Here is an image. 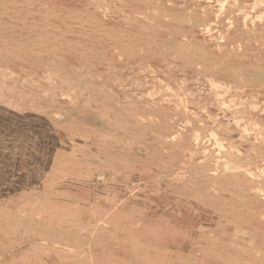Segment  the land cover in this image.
<instances>
[{"label": "rangeland", "instance_id": "1", "mask_svg": "<svg viewBox=\"0 0 264 264\" xmlns=\"http://www.w3.org/2000/svg\"><path fill=\"white\" fill-rule=\"evenodd\" d=\"M4 1L0 0V263L264 264V0Z\"/></svg>", "mask_w": 264, "mask_h": 264}, {"label": "bare ground", "instance_id": "2", "mask_svg": "<svg viewBox=\"0 0 264 264\" xmlns=\"http://www.w3.org/2000/svg\"><path fill=\"white\" fill-rule=\"evenodd\" d=\"M14 1V0H13ZM13 1H11L12 3H13ZM19 0H17V2H18ZM70 1V0H69ZM127 1V0H126ZM158 1V0H157ZM229 1V0H228ZM231 1V0H230ZM4 2H6V0L4 1ZM29 2H31V1H29ZM37 2V1H36ZM42 2V1H41ZM87 2V1H86ZM92 2V1H91ZM138 2V1H137ZM172 2V1H171ZM186 2V1H185ZM190 2V1H189ZM198 2V1H197ZM200 2V1H199ZM32 3V2H31ZM35 3V2H34ZM94 3V2H93ZM98 3V2H97ZM138 3H140V2H138ZM143 3V2H142ZM146 3V2H145ZM230 3H232V2H230ZM234 3V2H233ZM6 4H7V2H6ZM10 4V3H9ZM44 4V3H43ZM49 4H51V3H49ZM84 4V3H83ZM125 4V3H124ZM132 4V3H131ZM131 4H129L130 6H131ZM19 5V4H18ZM54 5H55V3H54ZM61 5V4H60ZM64 5V4H63ZM95 6H96V4H94ZM128 5V6H129ZM171 5V4H170ZM187 5V4H186ZM194 5V4H193ZM16 6V5H15ZM40 6V5H39ZM44 6V5H43ZM53 6V5H52ZM55 6H58V5H55ZM87 6V5H86ZM91 6V5H90ZM138 6V5H137ZM144 6V5H143ZM200 6V5H199ZM11 7V6H10ZM23 7H26L25 5L23 6ZM60 7H65V6H60ZM75 7V6H74ZM79 7V6H78ZM121 7V6H120ZM125 7V6H124ZM145 7V6H144ZM182 7V6H181ZM180 7V8H181ZM195 7V6H194ZM210 7H211V5H210ZM39 8V7H38ZM45 8H48V7H45ZM57 8V7H56ZM59 8V7H58ZM72 8V7H71ZM93 8H95V7H93ZM96 8H98V7H96ZM140 8V7H139ZM179 8V7H178ZM183 8H185V7H183ZM212 8V7H211ZM218 8V7H217ZM227 8V7H226ZM15 9V8H14ZM18 9V8H17ZM43 9V8H42ZM73 9V8H72ZM81 9V8H80ZM92 9V8H91ZM141 9V8H140ZM199 9H200V7H199ZM250 9V8H249ZM8 10V9H7ZM23 10V9H22ZM28 10V9H27ZM45 10V9H44ZM48 10V9H47ZM66 10V9H65ZM85 10H87V9H85ZM158 10V9H157ZM201 10V9H200ZM199 10V11H200ZM15 11V10H14ZM13 11V12H14ZM29 11H31V10H29ZM40 11V10H39ZM64 11V10H63ZM71 11V10H70ZM75 11V10H74ZM80 10H78V12H79ZM123 11H125V10H123ZM138 11V10H137ZM214 11H215V9H214ZM217 11V10H216ZM246 11V10H245ZM249 11V10H248ZM16 12V11H15ZM20 12V11H19ZM26 12V11H25ZM41 12V11H40ZM65 12V11H64ZM82 12V11H81ZM104 12V11H103ZM157 12H159V11H157ZM207 12V11H206ZM212 12V11H211ZM226 12V11H225ZM229 12V11H228ZM238 12V11H237ZM259 12V11H258ZM2 13V12H1ZM38 13V12H37ZM58 13V12H57ZM96 13V12H95ZM133 13V12H132ZM202 13H203V11H202ZM231 13V12H230ZM234 13V12H233ZM8 14H10V12L8 13ZM23 14V13H22ZM32 14V13H31ZM87 14V13H86ZM206 14V13H205ZM215 14V13H214ZM222 14V13H221ZM225 14V13H224ZM223 14V15H224ZM38 15V14H37ZM70 15V14H69ZM77 15H79V13L77 14ZM88 15V14H87ZM101 15H103V14H101ZM226 15V14H225ZM237 15V14H236ZM9 16V15H8ZM47 16V15H46ZM48 16H49V14H48ZM53 16V15H52ZM64 16H66V15H64ZM106 16V15H105ZM123 16V15H122ZM12 17V16H11ZM45 17V16H44ZM43 17V18H44ZM62 17V16H61ZM71 17V16H70ZM90 17V16H89ZM107 17V16H106ZM109 17V16H108ZM129 17H130V15H129ZM155 17H156V15H155ZM174 17V16H173ZM241 17V16H240ZM7 18V17H6ZM12 18H14V17H12ZM18 18V17H17ZM16 18V19H17ZM22 18V17H21ZM25 18V17H24ZM59 18V17H58ZM83 18H84V16H83ZM103 18V17H102ZM134 18H135V16H134ZM168 18V17H167ZM171 18H172V16H171ZM225 18V17H224ZM239 18V17H238ZM3 19V18H2ZM38 19H40V18H38ZM37 19V20H38ZM68 19V18H67ZM71 19V18H70ZM91 19V18H90ZM96 19V18H95ZM104 19V18H103ZM110 19V18H109ZM170 19V18H169ZM177 19V18H176ZM211 19V18H210ZM233 19V18H232ZM240 19V18H239ZM6 20V19H5ZM23 20V19H22ZM34 20V19H33ZM99 20V19H98ZM123 20V19H122ZM125 20V19H124ZM130 20V19H129ZM132 20V19H131ZM137 20H138V18H137ZM159 20V19H158ZM178 20V19H177ZM213 20V19H212ZM227 20V19H226ZM235 20V19H234ZM8 21V20H7ZM17 21V20H16ZM24 21V20H23ZM71 21V20H70ZM109 21V20H108ZM107 21V22H108ZM112 21V20H111ZM136 21V20H135ZM161 21V20H160ZM237 21V20H236ZM240 21V20H239ZM243 21V20H242ZM2 22V21H1ZM22 22V21H21ZM52 22V21H51ZM138 22V21H137ZM146 22V21H145ZM176 22H178V21H176ZM190 22V21H189ZM259 22V21H258ZM23 23V22H22ZM82 23V22H81ZM99 23V22H98ZM124 23V22H123ZM129 23H131L130 21H129ZM144 23V22H143ZM168 23V22H167ZM216 23V22H215ZM227 23V22H226ZM244 23V22H243ZM16 24V23H15ZM18 24V23H17ZM26 24H28V23H26ZM34 24H35V22H34ZM94 24V23H93ZM125 24H127V23H125ZM134 24V23H133ZM146 24V23H145ZM166 24V23H165ZM177 24V23H176ZM202 24V23H201ZM218 24H220V23H218ZM233 24H234V22H233ZM236 24V23H235ZM23 25H25V24H23ZM33 25V24H32ZM47 25V24H46ZM50 25V24H49ZM68 25V24H67ZM80 25H82V24H80ZM120 25V24H119ZM167 25H170L169 23L167 24ZM181 25V24H180ZM198 25H200V24H198ZM207 25H208V23H207ZM4 26V25H3ZM26 26V25H25ZM93 26V25H92ZM104 26V25H103ZM114 27H116V25H113ZM193 26V25H192ZM212 26V25H211ZM228 26V25H227ZM226 26V27H227ZM243 26V25H242ZM7 27V26H6ZM13 27V26H12ZM19 27V26H18ZM23 27V26H22ZM28 27V26H27ZM60 27V26H59ZM71 27V26H70ZM79 27H81V26H79ZM107 27V26H106ZM121 27V26H120ZM123 27V26H122ZM129 27H131L130 25H129ZM151 27V26H150ZM198 27V26H197ZM240 27V26H239ZM252 28H253V26H251ZM24 28V27H23ZM29 28V27H28ZM51 27H49V29H50ZM66 28V27H65ZM96 28V27H95ZM95 28H93V29H95ZM119 28V27H118ZM134 28V27H133ZM153 28V27H152ZM166 28V27H165ZM181 28V27H180ZM212 28V27H211ZM216 28V27H215ZM19 29V28H18ZM68 29V28H67ZM90 29H91V27H90ZM146 29V28H145ZM155 29V28H154ZM171 29V28H170ZM182 29V28H181ZM191 29V28H190ZM189 29V30H190ZM200 29V28H199ZM239 29V28H238ZM243 29V28H242ZM23 30V29H22ZM27 30V29H26ZM56 30H58V29H56ZM66 30V29H65ZM77 30V29H76ZM114 30V29H113ZM125 30V29H124ZM134 30V29H133ZM137 30V29H136ZM173 30V29H172ZM183 30V29H182ZM9 31V30H8ZM31 31V30H30ZM63 31V30H62ZM102 31V30H101ZM128 31V30H127ZM185 31V30H184ZM188 31V30H187ZM224 31V30H223ZM232 31V30H231ZM67 32V31H66ZM90 32V31H89ZM125 32V31H124ZM132 32V31H131ZM134 32V31H133ZM139 32V31H138ZM141 32V31H140ZM147 32V31H146ZM229 32H230V30H229ZM246 32V31H245ZM253 32H255V31H253ZM11 33V32H10ZM14 33V32H13ZM16 33V32H15ZM19 33V32H18ZM18 33L16 34V35H18ZM34 33V32H33ZM36 33H37V31H36ZM64 33V32H63ZM91 33V32H90ZM96 33V32H95ZM102 33V32H101ZM120 33V32H119ZM155 33H157V32H155ZM161 33V32H160ZM209 33V32H208ZM213 33V32H212ZM225 33V32H224ZM22 34V33H21ZM45 34V33H44ZM57 34V33H56ZM81 34V33H80ZM79 34V35H80ZM109 34V33H108ZM138 34V33H137ZM185 34V33H184ZM187 34V33H186ZM185 34V35H186ZM196 34V33H195ZM194 34V35H195ZM232 34V33H231ZM1 35V34H0ZM69 35H71V34H69ZM103 35V34H102ZM120 35V34H119ZM134 35V34H133ZM157 35V34H156ZM175 35H177V34H175ZM239 34H237V36H238ZM4 36V35H3ZM31 36V35H30ZM34 36V35H33ZM41 36V35H40ZM47 36V35H46ZM107 36V35H106ZM121 36V35H120ZM142 36V35H141ZM140 36V37H141ZM147 36V35H146ZM160 36V35H159ZM171 36V35H170ZM169 36V37H170ZM192 36V35H191ZM220 36V35H219ZM225 36H227V35H225ZM224 36V37H225ZM230 36V35H229ZM236 36V37H237ZM245 36V35H244ZM259 36V35H258ZM261 36V35H260ZM32 37V36H31ZM49 37V36H48ZM112 37H114V36H111V38ZM117 37V36H116ZM155 37V36H154ZM178 37V36H177ZM184 37V36H183ZM209 37V36H208ZM235 37V38H236ZM4 38V37H3ZM9 38H10V36H9ZM30 38V37H29ZM87 38V37H86ZM98 38V37H97ZM100 38V37H99ZM108 38V37H107ZM110 38V39H111ZM131 38H132V36H131ZM134 38V37H133ZM185 38V37H184ZM199 38V37H198ZM218 38V37H217ZM230 38V37H229ZM50 40H51V38H49ZM54 39V38H53ZM71 39V38H70ZM69 39V40H70ZM119 39V38H118ZM138 39V38H137ZM141 39V38H140ZM182 39V38H181ZM223 39V38H222ZM242 39V38H241ZM240 39V40H241ZM12 40H13V38H12ZM15 41H18V40H16V38L14 39ZM28 40V39H27ZM91 40V39H90ZM102 40V39H101ZM113 40V39H112ZM145 40V39H144ZM158 40H161V39H158ZM239 40V39H238ZM243 40V39H242ZM10 41V40H9ZM20 41V40H19ZM55 41H57V40H55ZM119 41H121L120 39H119ZM126 41V40H125ZM133 41V40H132ZM131 41V42H132ZM153 41V40H152ZM188 41H190V40H188ZM192 41V40H191ZM234 41H235V39H234ZM244 41V40H243ZM249 41V40H248ZM254 41V40H253ZM1 42V41H0ZM5 42V41H4ZM30 42V41H29ZM35 42H36V40H35ZM58 42V41H57ZM63 42V41H62ZM66 42V41H65ZM89 42H91V41H89ZM100 42V41H99ZM130 42V43H131ZM193 42V41H192ZM198 42H201V41H198ZM227 42V41H226ZM231 42V41H230ZM229 42V43H230ZM236 42V41H235ZM245 42V41H244ZM255 42V41H254ZM257 42V41H256ZM260 42H261V40H260ZM263 42V41H262ZM39 43V42H38ZM50 43H51V41H50ZM109 43V42H108ZM129 43V44H130ZM142 43V42H141ZM166 43V42H165ZM213 43V42H212ZM216 43V42H215ZM10 44V43H9ZM20 44V43H19ZM27 44V43H26ZM40 44V43H39ZM43 44V43H42ZM45 44V43H44ZM43 44V45H44ZM52 44V43H51ZM97 44V43H96ZM105 44V43H104ZM113 44V43H112ZM112 44H111V46H112ZM120 44V43H119ZM132 44V43H131ZM145 44V43H144ZM184 44V43H183ZM200 44V43H199ZM204 44H205V42H204ZM208 44V43H207ZM222 44V43H221ZM231 44V43H230ZM248 44V43H247ZM246 44V45H247ZM5 45H7V44H5ZM16 45V44H15ZM21 45V44H20ZM55 45V44H54ZM75 45V44H74ZM99 45H101V44H98V46ZM245 45V44H244ZM245 45V46H246ZM2 46V45H1ZM28 46V45H27ZM40 46V45H39ZM42 46V45H41ZM60 46V45H59ZM68 46V45H67ZM86 46V45H85ZM90 46V45H89ZM115 46V45H114ZM212 46V45H211ZM210 46V47H211ZM224 46H227V45H224ZM57 47V46H56ZM55 47V48H56ZM73 47V46H72ZM118 47V46H117ZM116 47V48H117ZM122 47H123V45H122ZM140 47V46H139ZM228 47V46H227ZM242 47V46H241ZM33 48V47H32ZM35 48V47H34ZM53 48V47H52ZM59 48V47H58ZM62 48H65V47H63L62 46ZM84 48V47H83ZM106 48V47H105ZM150 48H151V46H150ZM214 48V47H213ZM217 48V47H216ZM248 48H249V46H248ZM251 48V47H250ZM252 48H254V47H252ZM6 49H8V48H6ZM15 49H17V48H15ZM57 49V48H56ZM59 49H61V47L59 48ZM87 49H89L88 47H87ZM97 49V48H96ZM131 49V48H130ZM134 49H136V48H134ZM209 50H211L210 48H208ZM244 49V48H243ZM11 50V49H10ZM49 50V49H48ZM48 50H46V51H48ZM63 50H66V49H63ZM103 50V49H102ZM114 50V49H113ZM118 50H121V49H118ZM117 50V51H118ZM203 50V49H202ZM7 51V50H6ZM35 51V50H34ZM61 51V50H60ZM59 51V52H60ZM74 51V50H73ZM88 51H90V50H88ZM110 51V50H109ZM133 51H135V50H133ZM215 51V50H214ZM250 51V50H249ZM261 51V50H260ZM264 51V50H263ZM17 52V51H16ZM25 52V51H24ZM53 52H56V51H53ZM62 52V51H61ZM65 52V51H64ZM63 52V53H64ZM96 52V51H95ZM106 52V51H105ZM112 52V51H111ZM110 52V53H111ZM185 52V51H184ZM8 53V52H7ZM23 53V52H22ZM32 53V52H31ZM41 53V52H40ZM39 53V54H40ZM44 53V52H43ZM52 53V52H51ZM69 53H70V51H69ZM143 53V52H142ZM151 53V52H150ZM183 53V52H182ZM214 53H216V51L215 52H213V54ZM224 53V52H223ZM230 53V52H229ZM236 53V52H235ZM242 53V52H241ZM241 53H240V56H241ZM257 53V52H256ZM1 54V53H0ZM17 54V53H16ZM28 54V53H27ZM34 54V53H33ZM32 54V55H33ZM101 54V53H100ZM171 54V53H170ZM221 54V53H220ZM237 54V53H236ZM247 54V53H246ZM263 54V53H262ZM12 55V54H11ZM26 55V54H25ZM30 55V54H29ZM28 55V56H29ZM35 55V54H34ZM36 55H38V54H36ZM54 55H55V53H54ZM60 55V54H59ZM103 55V54H102ZM109 55V54H108ZM112 55V54H111ZM156 55V54H155ZM217 55V54H216ZM254 55H256V54H254ZM259 55V54H258ZM257 55V56H258ZM4 56V55H3ZM48 56V55H47ZM101 56V55H100ZM113 56V55H112ZM118 56V55H117ZM127 56V55H126ZM138 56H140V55H138ZM151 56V55H150ZM228 56V55H227ZM39 57V56H38ZM54 57V56H53ZM99 57V56H98ZM106 57V56H105ZM109 57V56H108ZM164 57V56H163ZM165 57H167V56H165ZM216 57V56H215ZM232 57V56H231ZM238 57V56H237ZM260 57H262V56H260ZM20 58V57H19ZM18 58V59H19ZM30 58V57H29ZM55 58V57H54ZM96 58V57H95ZM99 58H102V57H99ZM119 58V57H118ZM131 58V57H130ZM170 58V57H169ZM2 59V58H1ZM24 58H22V60H23ZM56 59V58H55ZM60 59V58H59ZM111 59V58H110ZM122 59V58H121ZM143 59V58H142ZM146 59V58H145ZM159 59H160V57H159ZM174 59V58H173ZM187 59V58H186ZM222 59V58H221ZM220 59V60H221ZM45 60H47V59H45ZM52 60V59H51ZM50 60V61H51ZM98 60V59H97ZM102 60H104V59H102ZM119 60V59H118ZM176 60V59H175ZM190 60V59H189ZM228 60H230L231 61V59H229L228 58ZM233 60V59H232ZM253 60V59H252ZM19 61V60H18ZM30 61V60H29ZM28 61V62H29ZM32 61V60H31ZM53 61V60H52ZM52 61H51V64H52ZM58 61V60H57ZM69 61V60H68ZM96 61V60H95ZM99 61H101V60H99ZM140 61V60H139ZM159 61V60H158ZM168 61V60H167ZM254 61V60H253ZM24 62V61H23ZM54 62V61H53ZM59 62V61H58ZM61 62V61H60ZM67 62V61H66ZM74 62V61H73ZM72 62V63H73ZM118 62V61H117ZM147 62V61H146ZM173 62V61H172ZM191 62V61H190ZM238 62V61H237ZM252 62V61H251ZM1 63V62H0ZM36 63V62H35ZM42 63V62H41ZM43 63H45L44 61H43ZM68 63V62H67ZM86 63V62H85ZM92 63V62H91ZM112 63V62H111ZM137 63H139V62H137ZM143 63V62H142ZM151 63H152V61H151ZM161 63V62H160ZM184 63H186V62H184ZM183 63V64H184ZM213 63V62H212ZM256 63V62H255ZM23 64V63H22ZM25 64V63H24ZM57 64V63H56ZM79 64V63H78ZM156 64V63H155ZM175 64V63H174ZM182 64V65H183ZM195 64V63H194ZM193 64V65H194ZM248 64V63H247ZM264 64V63H263ZM42 65V64H41ZM130 65V64H129ZM141 65V64H140ZM169 65V64H168ZM179 65V64H178ZM5 66V65H4ZM19 66V65H18ZM68 66V65H67ZM72 66V65H71ZM73 66H74V64H73ZM135 66V65H134ZM145 67H146V65H144ZM157 66H159L158 64H157ZM170 66V65H169ZM184 66H185V64H184ZM20 67V66H19ZM30 67V66H29ZM59 67V66H58ZM87 67V66H86ZM125 67V66H124ZM156 67V66H155ZM163 67V66H162ZM176 67V66H175ZM174 67V68H175ZM180 67V66H179ZM198 67V66H197ZM202 67V66H201ZM22 68V67H21ZM52 68V67H51ZM75 67H73V69H74ZM95 68V67H94ZM100 68V67H99ZM109 68V67H108ZM119 68V67H118ZM122 68V67H121ZM141 68V67H140ZM143 68V67H142ZM141 68V69H142ZM187 68H189V66L187 67ZM205 68V67H204ZM203 68V69H204ZM20 69V68H19ZM70 69V68H69ZM90 69V68H89ZM97 69V68H96ZM157 69V68H156ZM179 69V68H178ZM177 69V70H178ZM7 70V69H6ZM94 70V69H93ZM130 70H131V67H130ZM129 70V71H130ZM135 70V69H134ZM155 70V69H154ZM191 70V69H190ZM194 70V69H193ZM197 70V69H196ZM2 71V70H1ZM47 71V70H46ZM49 71V70H48ZM57 71V70H56ZM72 71V70H71ZM128 71V72H129ZM144 71H145V69H144ZM150 71V70H149ZM161 71V70H160ZM176 71V70H175ZM174 71V72H175ZM199 71V70H198ZM209 71V70H208ZM208 71H207V73H208ZM33 72V71H32ZM31 72V73H32ZM77 72V71H76ZM100 72V71H99ZM101 72H102V70H101ZM139 72V71H138ZM148 72V71H147ZM165 72V71H164ZM178 72V71H177ZM194 72H195V70H194ZM197 72V71H196ZM224 72V71H223ZM2 73V72H1ZM6 73V72H5ZM29 73V72H28ZM30 73V74H31ZM43 73V72H42ZM50 73V72H49ZM53 73V72H52ZM56 73V72H55ZM63 73V72H62ZM91 73V72H90ZM134 73L136 74V72L134 71ZM193 73V72H192ZM216 73V72H215ZM12 74V73H11ZM46 74V73H45ZM54 74V73H53ZM83 74V73H82ZM114 74H115V72H114ZM137 74H139V73H137ZM158 74V73H157ZM161 74V73H160ZM199 74V73H198ZM25 75V74H24ZM35 75V74H34ZM43 75V74H42ZM61 75H63V74H61ZM99 75V74H98ZM101 75V74H100ZM144 75V74H143ZM164 75V74H163ZM172 75H173V73H172ZM4 76V75H3ZM39 76V75H38ZM58 76V75H57ZM76 76V75H75ZM113 76V75H112ZM130 76V75H129ZM135 76V75H134ZM149 76H151V75H149ZM159 77H160V75H158ZM168 76V75H167ZM184 76V75H183ZM196 76V75H195ZM210 76H211V74H210ZM12 77V76H11ZM32 77V76H31ZM43 77V76H42ZM52 77V76H51ZM61 77V76H60ZM68 77V76H67ZM132 77V76H131ZM164 77V76H163ZM169 77V76H168ZM172 77H174V76H172ZM177 77H178V75H177ZM189 77H191V76H189ZM214 77V76H213ZM237 77V76H236ZM6 78V77H5ZM21 78V77H20ZM19 78V79H20ZM30 78V77H29ZM28 78V79H29ZM36 78V77H35ZM38 78H40V77H38ZM47 78V77H46ZM61 78H63V77H61ZM84 78V77H83ZM86 78V77H85ZM88 78H90L89 76H88ZM95 78H97V76L95 77ZM103 78H105V77H103ZM113 78V77H112ZM111 78V79H112ZM116 78H118V77H116ZM138 78V77H137ZM152 78V77H151ZM175 78V77H174ZM197 78V77H196ZM22 79V78H21ZM33 79V78H32ZM37 79V78H36ZM127 79V78H126ZM136 79V78H135ZM144 79V78H143ZM150 79V78H149ZM153 79H154V77H153ZM152 79V80H153ZM177 79V78H176ZM216 79V78H215ZM8 80V79H7ZM13 80V79H12ZM35 80V79H34ZM53 80H54V78H53ZM99 80V79H98ZM129 80V79H128ZM139 80V79H138ZM141 80V79H140ZM164 80V79H163ZM224 80V79H223ZM21 81V80H20ZM27 81V80H26ZM33 81V80H32ZM68 81V80H67ZM76 81V80H75ZM90 81V80H89ZM113 81V80H112ZM147 81H148V79H147ZM168 81V80H167ZM7 82V81H6ZM16 82V81H15ZM18 82V81H17ZM104 82V81H103ZM106 82V81H105ZM124 82H125V80H124ZM136 82V81H135ZM156 82V81H155ZM165 82V81H164ZM169 82V81H168ZM178 82V81H177ZM196 82V81H195ZM201 82V81H200ZM208 82V81H207ZM4 83V82H3ZM49 83V82H48ZM51 83V82H50ZM65 83V82H64ZM74 83V82H73ZM109 83V82H108ZM147 83H149V82H147ZM158 83V82H157ZM166 83V82H165ZM164 83V84H165ZM203 83V82H202ZM7 84V83H6ZM18 84V83H17ZM42 84V83H41ZM60 84V83H59ZM66 84V83H65ZM82 84V83H81ZM121 84H122V82H121ZM125 84V83H124ZM129 84V83H128ZM174 84V83H173ZM172 84V85H173ZM201 84V83H200ZM238 84V83H237ZM236 84V85H237ZM33 85H34V83H33ZM43 85V84H42ZM49 85V84H48ZM73 85V84H72ZM87 85V84H86ZM105 85V84H104ZM113 85V84H112ZM135 85V84H134ZM169 85H171V84H169ZM182 85V84H181ZM224 85V84H223ZM26 86V85H25ZM36 86V85H35ZM37 86H39V85H37ZM66 86V85H65ZM79 86V85H78ZM108 86H110V85H108ZM114 86V85H113ZM241 86L242 85H240V88H241ZM259 86V85H258ZM12 87H13V85H12ZM11 87V88H12ZM28 87V86H27ZM63 87V86H62ZM62 87H60V89L62 88ZM85 87H87V86H85ZM99 87H101V86H99ZM117 87V86H116ZM120 87V86H119ZM134 87V86H133ZM150 87V86H149ZM10 88V87H9ZM16 89H17V87H15ZM14 88V89H15ZM24 88V87H23ZM43 88V87H42ZM56 88V87H55ZM64 88V87H63ZM66 88V87H65ZM68 88H69V86H68ZM82 88V87H81ZM88 88V87H87ZM104 88H105V86H104ZM137 88V87H136ZM175 88V87H174ZM173 88V89H174ZM192 88V87H191ZM22 89V88H21ZM29 89V88H28ZM44 89H47V88H44ZM70 89V88H69ZM100 89V88H99ZM103 89V88H102ZM151 89V88H150ZM187 89V88H186ZM193 89V88H192ZM198 89V88H197ZM209 89V88H208ZM17 90H20L19 88L17 89ZM56 90V89H55ZM63 90V89H62ZM68 90V89H67ZM80 90V89H79ZM85 90V89H84ZM104 90V89H103ZM103 90H102V92H103ZM141 89H139V91H140ZM158 90V89H157ZM162 90H163V92H164V89L162 88ZM204 90V89H203ZM249 90V89H248ZM264 90V89H263ZM38 91V90H37ZM71 90H69V92H70ZM101 91V90H100ZM110 91V90H109ZM117 91H119V89L117 90ZM133 91H135V90H133ZM175 91V90H174ZM186 91V90H185ZM4 92H5V90H4ZM17 92V91H16ZM49 92V91H48ZM66 92V91H65ZM72 92H73V90H72ZM76 92V91H75ZM99 92V91H98ZM106 92V91H105ZM132 92V91H131ZM252 92V91H251ZM26 93V92H25ZM29 93V92H28ZM34 93H38V92H36V91H34ZM42 93V92H41ZM74 93V92H73ZM77 93V92H76ZM84 94H85V92H83ZM82 93V94H83ZM101 93V92H100ZM104 93V92H103ZM130 93V92H129ZM138 93V92H137ZM220 93V92H219ZM3 94V93H2ZM8 94V93H7ZM30 94V93H29ZM52 94V93H51ZM72 94V93H71ZM81 94V95H82ZM96 94V93H95ZM113 94V93H112ZM123 94V93H122ZM139 94V93H138ZM142 94V93H141ZM165 95H166V93H164ZM170 94V93H169ZM169 94H167V95H169ZM194 94V93H193ZM222 94V93H221ZM12 95H14V94H12ZM38 95V94H37ZM64 95V94H63ZM140 95V94H139ZM2 96V95H1ZM4 96H5V94H4ZM45 96V95H44ZM77 96V95H76ZM83 96V95H82ZM100 96V95H99ZM103 96V95H102ZM105 96V95H104ZM110 96V95H109ZM112 96V95H111ZM114 96H115V94H114ZM132 96V95H131ZM229 96H230V94H229ZM256 96V95H255ZM42 97V96H41ZM59 97V96H58ZM78 97V96H77ZM107 97V96H106ZM113 97V96H112ZM116 97H117V95H116ZM133 97V96H132ZM138 97V96H137ZM161 97V96H160ZM26 98V97H25ZM37 98V97H36ZM43 98V97H42ZM53 98H55V96L53 97ZM61 98V97H60ZM101 98V97H100ZM105 98V97H104ZM119 98V97H118ZM136 98V97H135ZM48 99H49V97H48ZM73 99V98H72ZM71 99V100H72ZM96 99V98H95ZM147 99V98H146ZM156 99V98H155ZM190 99V98H189ZM192 99V98H191ZM198 99H200V98H198ZM23 100V99H22ZM77 100V99H76ZM79 100V99H78ZM105 100V99H104ZM108 100V99H107ZM112 100V99H111ZM115 100H116V98H115ZM129 100V99H128ZM202 100H204L203 98H202ZM6 101V100H5ZM9 101V100H8ZM11 101H13V100H11ZM15 101V100H14ZM21 101V100H20ZM36 101V100H35ZM75 101V100H74ZM86 101H87V99H86ZM102 101V100H101ZM135 101V100H134ZM157 101V100H156ZM184 101H186L185 99H184ZM200 101V100H199ZM209 101V100H208ZM212 101V100H211ZM44 102V101H43ZM56 102V101H55ZM89 102V101H88ZM91 102V101H90ZM89 102V103H90ZM93 102V101H92ZM91 102V103H92ZM118 102H119V100H118ZM149 102V101H148ZM239 102V101H238ZM11 103V102H10ZM74 103V102H73ZM103 103V102H102ZM106 103V102H105ZM112 103V102H111ZM125 103V102H124ZM130 103V102H129ZM139 103H141V101L139 102ZM147 103V102H146ZM174 103V102H173ZM186 103V102H185ZM203 103V102H202ZM206 103H207V101H206ZM77 104V103H76ZM78 104H80V103H78ZM94 104V103H93ZM107 104H108V102H107ZM128 104V103H127ZM157 104V103H156ZM175 104V103H174ZM212 104V103H211ZM210 104V105H211ZM73 105V104H72ZM82 105V104H81ZM91 105V104H90ZM100 105V104H99ZM129 105V104H128ZM131 105V104H130ZM142 105H144V104H142ZM155 105V104H154ZM196 105V104H195ZM218 105V104H217ZM15 106V105H14ZM20 106V105H19ZM25 106V105H24ZM34 106V105H33ZM37 106H39V105H37ZM41 106V105H40ZM75 106H77V105H75ZM125 106V105H124ZM146 106V105H145ZM158 106V105H157ZM164 106V105H163ZM78 107V106H77ZM105 107H106V105H105ZM110 107V106H109ZM136 107V106H135ZM203 107H204V105H203ZM216 107V106H215ZM5 108V107H4ZM14 108H16V107H14ZM27 108V107H26ZM43 108V107H42ZM86 108V107H85ZM88 108V107H87ZM95 108H96V106H95ZM114 108V107H113ZM196 108V107H195ZM7 109V108H6ZM38 109H40V108H38ZM44 109V108H43ZM46 109V108H45ZM80 109V108H79ZM110 109V108H109ZM150 109V108H149ZM198 109V108H197ZM107 110V109H106ZM159 110V109H158ZM170 110V109H169ZM7 111V110H6ZM26 111V110H25ZM96 111V110H95ZM132 111H134L133 109H132ZM131 111V112H132ZM143 111V110H142ZM141 111V112H142ZM171 111V110H170ZM173 111V110H172ZM175 111H177V110H175ZM2 112V111H1ZM14 112V111H13ZM115 112V111H114ZM178 112V111H177ZM177 112H175V113H177ZM182 112V111H181ZM211 112H213V111H211ZM218 112V111H217ZM11 113V112H10ZM35 113V112H34ZM59 113V112H58ZM85 113V112H84ZM142 113H144V112H142ZM146 113V112H145ZM149 113V112H148ZM152 113V112H151ZM155 113V112H154ZM170 113H172V112H170ZM180 113V112H179ZM216 113V112H215ZM5 114L6 113H4V116H5ZM46 114V113H45ZM96 114V113H95ZM159 114H160V112H159ZM166 114V113H165ZM201 114V113H200ZM243 114V113H242ZM13 115V114H12ZM28 115V114H27ZM40 115V114H39ZM85 115V114H84ZM88 115V114H87ZM109 115V114H108ZM122 115V114H121ZM129 115H131V114H129ZM183 115V114H182ZM3 116V117H4ZM22 116V115H21ZM40 116H42V115H40ZM56 116V115H55ZM96 116V115H95ZM104 116V115H103ZM119 116V115H118ZM138 116V115H137ZM161 116H163L162 114H161ZM206 116V115H205ZM255 116V115H254ZM253 116V117H254ZM260 116V115H259ZM13 117V116H12ZM18 117V116H17ZM33 117H35V116H33ZM38 117V116H37ZM48 117V116H47ZM114 117V116H113ZM132 117H134V116H132ZM156 117V116H155ZM171 117V116H170ZM178 117V116H177ZM215 117V116H214ZM49 118V117H48ZM50 118H54V117H50ZM75 118V117H74ZM99 118V117H98ZM108 118V117H107ZM110 118V117H109ZM119 118V117H118ZM122 118V117H121ZM131 118V117H130ZM137 118V117H136ZM148 118V117H147ZM158 118V117H157ZM165 118H166V116H165ZM168 118V117H167ZM208 118H209V116H208ZM240 118V117H239ZM1 119V118H0ZM8 119V118H7ZM14 119V118H13ZM17 119V118H16ZM35 119H36V117H35ZM80 119V118H79ZM100 119V118H99ZM161 119H163V118H161ZM199 119V118H198ZM10 120H12V119H10ZM48 120H50V119H48ZM106 120V119H105ZM114 120V119H113ZM117 120V119H116ZM122 120V119H121ZM134 120V119H133ZM204 120V119H203ZM208 120V119H207ZM6 120H4V121H2V122H5ZM27 121H29V120H27ZM34 121V120H33ZM36 121V120H35ZM72 121H74V120H72ZM118 121V120H117ZM131 121V120H130ZM182 121H184V120H182ZM198 121H200V120H198ZM20 122H23V121H20ZM105 122V121H104ZM233 122V121H232ZM1 123V122H0ZM37 123V122H36ZM46 123V122H45ZM48 123H50L49 121H48ZM118 123V122H117ZM135 123H137V122H135ZM175 123V122H174ZM204 123V122H203ZM213 123V122H212ZM222 123V122H221ZM18 124V123H17ZM30 124V123H29ZM44 124V123H43ZM47 124V123H46ZM53 123H51V125H52ZM108 124V123H107ZM176 124V123H175ZM182 124V123H181ZM197 124H198V122H197ZM208 124H210V123H208ZM3 125V124H2ZM54 125V124H53ZM58 125V124H57ZM66 125H67V123H66ZM85 125V124H84ZM136 125V124H135ZM141 125V124H140ZM170 125V124H169ZM5 126V125H4ZM48 126V125H47ZM92 126V125H91ZM108 126V125H107ZM119 126V125H118ZM162 126H164V125H162ZM168 126V125H167ZM178 126V125H177ZM197 126V125H196ZM217 126V125H216ZM18 127V126H17ZM23 127V126H22ZM29 127V126H28ZM34 127H35V125H34ZM37 127V126H36ZM57 127V126H56ZM67 127V126H66ZM127 127V126H126ZM214 127V126H213ZM10 128V127H9ZM43 128V127H42ZM41 128V129H42ZM62 128V127H61ZM81 128V127H80ZM124 128V127H123ZM166 128V127H165ZM168 128V127H167ZM173 128V127H172ZM208 128V127H207ZM217 128H218V126H217ZM11 129V128H10ZM32 129V128H31ZM70 129V128H69ZM72 129V128H71ZM77 129V128H76ZM118 129V128H117ZM116 129V130H117ZM129 129V128H128ZM127 129V130H128ZM162 129V128H161ZM221 129V128H220ZM17 130V129H16ZM18 130H21L20 128L18 129ZM17 130V131H18ZM47 130V129H46ZM100 130V129H99ZM114 130V129H113ZM126 130V131H127ZM140 130V129H139ZM193 130V129H192ZM33 131V130H32ZM110 131V130H109ZM115 131V130H114ZM125 131V132H126ZM136 131H137V129H136ZM161 131V130H160ZM215 131H216V129H215ZM225 131V130H224ZM85 132V131H84ZM128 132V131H127ZM193 132V131H192ZM196 132V131H195ZM66 133V132H65ZM75 133V132H74ZM86 133V132H85ZM158 133V132H157ZM161 133V132H160ZM166 133H167V131H166ZM172 133V132H171ZM201 133V132H200ZM217 133V132H216ZM218 133H220V132H218ZM226 133V132H225ZM105 134V133H104ZM110 134H112L111 132H110ZM123 134V133H122ZM142 134V133H141ZM140 134V136H142ZM145 134V133H144ZM162 134V133H161ZM71 135V134H70ZM77 135V134H76ZM94 135V134H93ZM107 135V134H106ZM134 135V134H133ZM192 135V134H191ZM240 135V134H239ZM46 136V135H45ZM55 136V135H54ZM144 137H145V135H143ZM153 136V135H152ZM193 136V135H192ZM66 137V136H65ZM157 137H158V134H157ZM163 137H164V135H163ZM183 137V136H182ZM206 137V136H205ZM239 137V136H238ZM159 138V137H158ZM180 138V137H179ZM178 138V139H179ZM220 138H222V137H220ZM144 139V138H143ZM160 139V138H159ZM165 139V138H164ZM163 139V140H164ZM6 140H8V139H6ZM89 140V139H88ZM102 140H103V138H102ZM106 140V139H105ZM186 140V139H185ZM191 140V139H190ZM229 140V139H228ZM56 141V140H55ZM61 141V140H60ZM160 141V140H159ZM195 141V140H194ZM57 142H59V141H57ZM125 142H126V139H125ZM142 142V141H141ZM158 142V141H157ZM177 142H179V141H177ZM243 142V141H242ZM88 143V142H87ZM96 143V142H95ZM113 143V142H112ZM117 143V142H116ZM143 143V142H142ZM168 143H169V141H168ZM194 143V142H193ZM97 144V143H96ZM135 144H137V143H135ZM139 144V143H138ZM158 144H159V142H158ZM166 144V143H165ZM175 144V143H174ZM173 144V145H174ZM178 144V143H177ZM195 144V143H194ZM199 144V143H198ZM202 144V143H201ZM211 144V143H210ZM257 144V143H256ZM57 145V144H56ZM100 145V144H99ZM152 145V144H151ZM160 145V144H159ZM163 145V144H162ZM168 145V144H167ZM176 145V144H175ZM183 145H184V143H183ZM227 145V144H226ZM230 145V144H229ZM242 145V144H241ZM253 145V144H252ZM1 146V145H0ZM59 146V145H58ZM63 146V145H62ZM80 146V145H79ZM83 146V145H82ZM121 146V145H120ZM139 146V145H138ZM190 146V145H189ZM237 146V145H236ZM259 146V145H258ZM54 147V146H53ZM74 147V146H73ZM125 148H126V146H124ZM153 147V146H152ZM162 147V146H161ZM160 147V148H161ZM168 147V146H167ZM179 147V146H178ZM245 147V146H244ZM264 147V146H263ZM72 148V147H71ZM131 148V147H130ZM150 149H151V147H149ZM148 148V149H149ZM177 148V147H176ZM180 148V147H179ZM193 148V147H192ZM203 148V147H202ZM206 148V147H205ZM59 149V148H58ZM69 149V148H68ZM82 149V148H81ZM163 149H165V148H163ZM182 149V148H181ZM196 149V148H195ZM194 149V150H195ZM210 149V148H209ZM250 149V148H249ZM126 150H128V149H126ZM192 150V149H191ZM199 151H200V149H198ZM202 150V149H201ZM256 150H258V149H256ZM20 151V150H19ZM68 151V150H67ZM75 151V150H74ZM182 151H183V149H182ZM181 151V152H182ZM197 151V150H196ZM1 152V151H0ZM70 152H71V150H70ZM162 152V151H161ZM160 152V153H161ZM186 152V151H185ZM258 152V151H257ZM8 153V152H7ZM47 153V152H46ZM65 153V152H64ZM73 153V152H72ZM79 153V152H78ZM163 153V152H162ZM176 153V152H175ZM179 153V152H178ZM210 153V152H209ZM237 153V152H236ZM245 153H246V151H245ZM53 154V153H52ZM82 154V153H81ZM88 154V153H87ZM125 154V153H124ZM159 154V153H158ZM181 154V153H180ZM233 154V153H232ZM261 154V153H260ZM97 155V154H96ZM161 155V154H160ZM167 155V154H166ZM166 155H164V157L166 156ZM187 155V154H186ZM198 155V154H197ZM212 155V154H211ZM248 155V154H247ZM34 156V155H33ZM55 156H57V155H55ZM76 156V155H75ZM80 156V155H79ZM189 156V155H188ZM213 156H214V154H213ZM212 156V157H213ZM237 156V155H236ZM70 157H71V155H70ZM121 157V156H120ZM128 157V156H127ZM157 157V156H156ZM176 157V156H175ZM194 157V156H193ZM232 157V156H231ZM235 157V156H234ZM241 157V156H240ZM248 157V156H247ZM259 157V156H258ZM257 157V158H258ZM262 157V156H261ZM10 158V157H9ZM20 158V157H19ZM64 158V157H63ZM72 158V157H71ZM76 158V157H75ZM78 158V157H77ZM85 158V157H84ZM105 158V157H104ZM110 158H112V157H110ZM182 158V157H181ZM209 158V157H208ZM37 159V158H36ZM54 159V158H53ZM57 159V158H56ZM113 159V158H112ZM145 159V158H144ZM241 159V158H240ZM61 160V159H60ZM77 160V159H76ZM116 160V159H115ZM120 160V159H119ZM212 160H214L213 158H212ZM211 160V161H212ZM230 160V159H229ZM259 160V159H258ZM44 160H42L41 162H43ZM50 161V160H49ZM52 161V160H51ZM74 161V160H73ZM87 161H89V160H87ZM105 161V160H104ZM182 161V160H181ZM208 161V160H207ZM257 161V160H256ZM1 162V161H0ZM11 162V161H10ZM15 162V161H14ZM116 162V161H115ZM121 162V161H120ZM123 162H125V161H123ZM160 162V161H159ZM189 162V161H188ZM215 162V161H214ZM252 162V161H251ZM9 163V162H8ZM55 163V162H54ZM62 163V162H61ZM66 163V162H65ZM129 163H131V162H129ZM139 163V162H138ZM176 163V162H175ZM226 163H228V162H226ZM235 163V162H234ZM20 163H18L17 165H19ZM46 164V163H45ZM52 164V163H51ZM60 164V163H59ZM70 164H71V162H70ZM103 164V163H102ZM105 164V163H104ZM135 164V163H134ZM144 164V163H143ZM147 164V163H146ZM151 164V163H150ZM177 164V163H176ZM212 164V163H211ZM225 164V163H224ZM7 165V164H6ZM40 165H41V163H40ZM72 165V164H71ZM164 165H166V164H164ZM172 165V164H171ZM219 165V164H218ZM232 165V164H231ZM55 166H57V165H55ZM55 166H53V167H55ZM59 166V165H58ZM64 166V165H63ZM68 166V165H67ZM84 166V165H83ZM82 166V167H83ZM158 166V165H157ZM170 166V165H169ZM214 166V165H213ZM219 166H221V165H219ZM248 166V165H247ZM16 167V166H15ZM45 167H46V165H45ZM52 167V168H53ZM69 167V166H68ZM81 167V166H80ZM88 167H90V166H88ZM112 167V166H111ZM130 167V166H129ZM135 167V166H134ZM212 167V166H211ZM215 167V166H214ZM14 168V167H13ZM91 168H92V166H91ZM95 168V167H94ZM112 168H114V167H112ZM132 168V167H131ZM130 168V169H131ZM139 168V167H138ZM163 168V167H162ZM205 168V167H204ZM218 168H220V167H218ZM26 169V168H25ZM55 169V168H54ZM104 169V168H103ZM125 169H127V168H125ZM208 169V168H207ZM15 170V169H14ZM73 170V169H72ZM110 170V169H109ZM113 170H115V169H113ZM128 170V169H127ZM194 170V169H193ZM205 170V169H204ZM210 170V169H209ZM152 171V170H151ZM161 172H162V170H160ZM195 171V170H194ZM206 171V170H205ZM212 171H213V169H212ZM264 171V170H263ZM15 172V171H14ZM21 172H23V171H21ZM25 172V171H24ZM23 172V173H24ZM115 172V171H114ZM221 172H223L222 170H221ZM224 172H225V170H224ZM26 173V172H25ZM54 173V172H53ZM129 173H130V171H129ZM141 173V172H140ZM147 173V172H146ZM189 173V172H188ZM244 173V172H243ZM264 173V172H263ZM49 174H51V173H49ZM55 174V173H54ZM202 174H203V172H202ZM212 174V173H211ZM234 174V173H233ZM241 174V173H240ZM262 174V173H261ZM20 175V174H19ZM52 175V174H51ZM142 175V174H141ZM143 175H146V174H143ZM149 175H152V174H149ZM220 175H222V174H220ZM237 175V174H236ZM246 175V174H245ZM10 176V175H9ZM166 176V175H165ZM195 176V175H194ZM207 176V175H206ZM240 176H242V175H240ZM11 177V176H10ZM129 177V176H128ZM131 177V176H130ZM151 177V176H150ZM153 177V176H152ZM227 177V176H226ZM200 178V177H199ZM202 178V177H201ZM200 178V179H201ZM211 178V177H210ZM214 178V177H213ZM222 178V177H221ZM232 178V177H231ZM34 179V178H33ZM216 179V178H215ZM233 179V178H232ZM236 179V178H235ZM246 179V178H245ZM61 180V179H60ZM71 180H74V179H71ZM217 180V179H216ZM234 180V179H233ZM237 180V179H236ZM15 181H16V179H15ZM34 181H36V180H34ZM68 181V180H67ZM75 181V180H74ZM211 181H212V178H211ZM249 181V180H248ZM29 182H31V181H29ZM54 182V181H53ZM70 181H68V183H69ZM190 182V181H189ZM200 182V181H199ZM198 182V183H199ZM221 182V181H220ZM233 182V181H232ZM238 182V181H237ZM19 183H20V181H19ZM32 183V182H31ZM38 183V182H37ZM132 183V182H131ZM188 183V182H187ZM195 183V182H194ZM197 183V182H196ZM230 183H231V180H230ZM243 183V182H242ZM249 183V182H248ZM39 184V183H38ZM207 184V183H206ZM213 184V183H212ZM220 184H222V183H220ZM236 184V183H235ZM246 184V183H245ZM15 185V184H14ZM61 185V184H60ZM150 185V184H149ZM152 185V184H151ZM186 185V184H185ZM211 185V184H210ZM250 185V184H249ZM130 186H132V184L130 185ZM134 186V185H133ZM158 186V185H157ZM180 186V185H179ZM199 186V185H198ZM212 186V185H211ZM214 186V185H213ZM212 186V187H213ZM258 186V185H257ZM18 187V186H17ZM58 187V186H57ZM204 187H205V185H204ZM208 186H206L205 188H207ZM223 187V186H222ZM232 187H233V185H232ZM240 187V186H239ZM250 187V186H249ZM138 188V187H137ZM152 188H153V186H152ZM185 188V187H184ZM204 188V189H205ZM219 188V187H218ZM156 189V188H155ZM174 189H176V188H174ZM186 189V188H185ZM196 189H197V187H196ZM210 189H212V188H210ZM215 189V188H214ZM228 189H230L229 187H228ZM227 189V190H228ZM233 189V188H232ZM47 190H49V189H47ZM52 190V189H51ZM209 190V189H208ZM213 190V189H212ZM240 190V189H239ZM24 191V190H23ZM132 191V190H131ZM190 191V190H189ZM203 191V190H202ZM214 191V190H213ZM173 192V191H172ZM176 192V191H175ZM207 192V191H206ZM226 192V191H225ZM236 192V191H235ZM239 192H241V191H239ZM250 192V191H249ZM12 193V192H11ZM54 193H55V191H54ZM57 193V192H56ZM177 193V192H176ZM202 193V192H201ZM214 193V192H213ZM247 193V192H246ZM2 194V193H1ZM26 194V193H25ZM185 194V193H184ZM191 194V193H190ZM197 194V193H196ZM203 194V193H202ZM210 194H211V192H210ZM228 194V193H227ZM252 194V193H251ZM64 195V194H63ZM198 195V194H197ZM231 195V194H230ZM255 195V194H254ZM3 196H4V194H3ZM66 196V195H65ZM68 196V195H67ZM221 196V195H220ZM219 196V197H220ZM223 196V195H222ZM221 196V197H222ZM235 196V195H234ZM238 196H240V195H238ZM253 196V195H252ZM19 197V196H18ZM27 197V196H26ZM35 197V196H34ZM54 197V196H53ZM60 197V196H59ZM63 197V196H62ZM194 197V196H193ZM204 197V196H203ZM245 197V196H244ZM258 197V196H257ZM2 198V197H1ZM6 198V197H5ZM17 198V197H16ZM19 198H21V197H19ZM28 198H29V196H28ZM195 198V197H194ZM217 198V197H216ZM231 198V197H230ZM250 197H248V199H249ZM25 199V198H24ZM27 199V198H26ZM31 199V198H30ZM35 199H37V198H35ZM50 199V198H49ZM66 199H67V197H66ZM200 199V198H199ZM218 199V198H217ZM220 199V198H219ZM42 200V199H41ZM61 200V199H60ZM116 200V199H115ZM211 200V199H210ZM228 200V199H227ZM232 200V199H231ZM235 200V199H234ZM247 200V199H246ZM1 201V200H0ZM26 201H28V200H26ZM65 201V200H64ZM67 201V200H66ZM120 201V200H119ZM225 201V200H224ZM236 201V200H235ZM245 201V200H244ZM259 201V200H258ZM264 201V200H263ZM112 202H114V201H112ZM117 202V201H116ZM218 202V201H217ZM223 202V201H222ZM228 202V201H227ZM230 202V201H229ZM239 202V201H238ZM241 202V201H240ZM252 202H253V200H252ZM29 202H27V204H28ZM64 203V202H63ZM97 203V202H96ZM115 203V202H114ZM200 203V202H199ZM213 203V202H212ZM232 203V202H231ZM24 204V203H23ZM55 204V203H54ZM60 204V203H59ZM69 204V203H68ZM67 204V207L68 206H70V205H68ZM218 204H219V202H218ZM245 204V203H244ZM247 204V203H246ZM250 204H251V202H250ZM258 204V203H257ZM42 205V204H41ZM66 205V204H65ZM79 205V204H78ZM209 205V204H208ZM211 205V204H210ZM243 205V204H242ZM262 205V204H261ZM30 206V205H29ZM62 206V205H61ZM77 206V205H76ZM201 206V205H200ZM236 206V205H235ZM2 207V206H1ZM7 207V206H6ZM19 207V206H18ZM52 207V206H51ZM78 207V206H77ZM92 207H93V204H92ZM131 207V206H130ZM214 207V206H213ZM219 207V206H218ZM222 207V206H221ZM220 207V208H221ZM249 207V206H248ZM259 207V206H258ZM22 208H23V206H22ZM43 208V207H42ZM65 208V207H64ZM96 208V207H95ZM105 208V207H104ZM135 208V207H134ZM207 208V207H206ZM251 208V207H250ZM38 209V208H37ZM53 209V208H52ZM62 209V208H61ZM75 208H73V210H74ZM78 209H80V208H78ZM222 209V208H221ZM235 209V208H234ZM58 210V209H57ZM101 210V209H100ZM106 210V209H105ZM118 210H120V209H118ZM222 210H224V209H222ZM240 210V209H239ZM238 210V211H239ZM257 210V209H256ZM26 211H29V210H26ZM82 211V210H81ZM129 211V210H128ZM132 211V210H131ZM225 211V210H224ZM258 211H260V210H258ZM262 211H264V210H262ZM261 211V212H262ZM22 212H23V210H22ZM85 212V211H84ZM83 212V213H84ZM125 212H126V210H125ZM214 212H216V211H214ZM75 213V212H74ZM82 213V214H83ZM86 213V212H85ZM239 213V212H238ZM247 213H250V212H247ZM27 214V213H26ZM48 214V213H47ZM87 214H89L88 212H87ZM131 214V213H130ZM129 214V215H130ZM215 214V213H214ZM246 214V213H245ZM251 214V213H250ZM264 214V213H263ZM36 215H38V214H36ZM56 215V214H55ZM105 215V214H104ZM139 215V214H138ZM228 215H229V213H228ZM249 215V214H248ZM48 216V215H47ZM50 216H52V215H50ZM57 216V215H56ZM78 216V215H77ZM80 216H82V215H80ZM91 216H92V214H91ZM134 216V215H133ZM250 216V215H249ZM253 216V215H252ZM30 217H31V215H30ZM34 217V216H33ZM68 217H70V216H68ZM104 217V216H103ZM102 217V218H103ZM107 217V216H106ZM220 217V216H219ZM236 217V216H235ZM244 217H245V215H244ZM247 217V216H246ZM254 217V216H253ZM261 217V216H260ZM50 218V217H49ZM53 218V217H52ZM56 218V217H55ZM58 218V217H57ZM91 218V217H90ZM100 218V217H99ZM131 218V217H130ZM136 218V217H135ZM168 218V217H167ZM233 218V217H232ZM242 218V217H241ZM33 219V218H32ZM51 219V218H50ZM104 219V218H103ZM138 219V218H137ZM172 219V218H171ZM128 220V219H127ZM136 220V219H135ZM243 220V219H242ZM263 220V219H262ZM49 221V220H48ZM53 221V220H52ZM106 221H108V220H106ZM116 221V220H115ZM244 221V220H243ZM42 222V221H41ZM242 222V221H241ZM246 222V221H245ZM255 222H257V221H255ZM52 223V222H51ZM54 223V222H53ZM65 223V222H64ZM132 223V222H131ZM219 223V222H218ZM217 223V224H218ZM93 224V223H92ZM119 224V223H118ZM155 224H157V223H155ZM161 224V223H160ZM159 224V225H160ZM171 224V223H170ZM174 224V223H173ZM25 225V224H24ZM57 225V224H56ZM120 225H121V222H120ZM141 225H143V224H141ZM154 225V224H153ZM174 225H176V224H174ZM189 225V224H188ZM4 226V225H3ZM61 226H63V225H61ZM112 226V225H111ZM180 226V225H179ZM252 226V225H251ZM85 227V226H84ZM88 227V226H87ZM103 227V226H102ZM154 227V226H153ZM220 227V226H219ZM232 227H233V225H232ZM254 227V226H253ZM260 227V226H259ZM92 228V227H91ZM116 228V227H115ZM131 228V227H130ZM222 228V227H221ZM220 228V229H221ZM226 228H227V226H226ZM229 228H231V227H229ZM234 228V227H233ZM68 229V228H67ZM74 229V228H73ZM87 229V228H86ZM154 229V228H153ZM183 228H181V230H182ZM224 229V228H223ZM263 229V228H262ZM23 230V229H22ZM81 230V229H80ZM113 230V229H112ZM119 230V229H118ZM225 230V229H224ZM70 231H71V229H70ZM89 231H90V229H89ZM111 231V230H110ZM133 231V230H132ZM222 231V230H221ZM33 232V231H32ZM77 232V231H76ZM106 232V231H105ZM125 232V231H124ZM142 232V231H141ZM157 232V231H156ZM168 232V231H167ZM171 232V231H170ZM201 232V231H200ZM207 232V231H206ZM223 232H226V231H223ZM233 232V231H232ZM261 233H262V231H260ZM22 233V232H21ZM86 233V232H85ZM104 233V232H103ZM107 233V232H106ZM131 233V232H130ZM129 233V234H130ZM157 233H159V232H157ZM173 233V232H172ZM189 233V232H188ZM218 233V232H217ZM230 233V232H229ZM264 233V232H263ZM142 234V233H141ZM162 234V233H161ZM176 234V233H175ZM197 234V233H196ZM208 234V233H207ZM226 234V233H225ZM231 235H232V233H230ZM1 235V234H0ZM132 235V234H131ZM136 235V234H135ZM148 235V234H147ZM210 235V234H209ZM219 235V234H218ZM45 236V235H44ZM118 236H119V234H118ZM122 236H124V235H122ZM122 236H120V237H122ZM204 236V235H203ZM202 236V237H203ZM223 236H225V235H223ZM260 236V235H259ZM7 237V236H6ZM10 237V236H9ZM112 237V236H111ZM135 237V236H134ZM147 237V236H146ZM151 237V236H150ZM221 237V236H220ZM233 237V236H232ZM13 238V237H12ZM41 238H42V236H41ZM113 238V237H112ZM123 238V237H122ZM125 238V237H124ZM131 238V237H130ZM219 238V237H218ZM40 239V238H39ZM54 239V238H53ZM95 239V238H94ZM94 239H93V241H94ZM114 239V238H113ZM118 239V238H117ZM223 239V238H222ZM232 239V238H231ZM246 239V238H245ZM248 239H249V237H248ZM256 239H258V238H256ZM16 240V239H15ZM41 240V239H40ZM116 240V239H115ZM157 240V239H156ZM169 240V239H168ZM209 240V239H208ZM216 240V239H215ZM227 240V239H226ZM230 240V239H229ZM98 241V240H97ZM102 241V240H101ZM100 241V242H101ZM113 241V240H112ZM135 241V240H134ZM141 241V240H140ZM179 241H181V240H179ZM192 241H194V240H192ZM212 241V240H211ZM214 241V240H213ZM224 241H225V239H224ZM232 241V240H231ZM260 241V240H259ZM258 241V242H259ZM14 242V241H13ZM24 242V241H23ZM27 242H29V241H27ZM138 242V241H137ZM234 242V241H233ZM2 243V242H1ZM12 243V242H11ZM18 243V242H17ZM69 243V242H68ZM96 243V242H95ZM105 243V242H104ZM152 243V242H151ZM202 243V242H201ZM24 244V243H23ZM107 244V243H106ZM112 244V243H111ZM115 244V243H114ZM210 244V243H209ZM259 244H260V242H259ZM36 245V244H35ZM39 245V244H38ZM65 245V244H64ZM146 245V244H145ZM183 245V244H182ZM193 245V244H192ZM221 245V244H220ZM33 246V245H32ZM40 246V245H39ZM125 246V245H124ZM135 246H137V245H135ZM149 246V245H148ZM167 246V245H166ZM176 246V245H175ZM213 246V245H212ZM215 246V245H214ZM236 246V245H235ZM258 246H260V245H258ZM36 247V246H35ZM47 247V246H46ZM104 247H106V246H104ZM122 247V246H121ZM133 247V246H132ZM139 247V246H138ZM177 247H178V245H177ZM187 247V246H186ZM185 247V248H186ZM191 247V246H190ZM203 247V246H202ZM1 248V247H0ZM49 248V247H48ZM61 248V247H60ZM142 248V247H141ZM140 248V249H141ZM175 248V247H174ZM188 248V247H187ZM218 249H219V247H217ZM217 248H215V249H217ZM22 249H23V247H22ZM28 249V248H27ZM99 249V248H98ZM111 249V248H110ZM124 249V248H123ZM200 249V248H199ZM237 249V248H236ZM55 250V249H54ZM63 250V249H62ZM69 249H67V251H68ZM95 250V249H94ZM101 250V249H100ZM129 250H130V248H129ZM132 250V249H131ZM145 250V249H144ZM147 250V249H146ZM208 250V249H207ZM213 250V249H212ZM226 250V249H225ZM19 251V250H18ZM33 251V250H32ZM113 251V250H112ZM123 251V250H122ZM202 251V250H201ZM226 251H228V250H226ZM242 251H243V249H242ZM252 251V250H251ZM7 252V251H6ZM9 252V251H8ZM43 252V251H42ZM58 253H59V251H57ZM62 252H64V251H62ZM66 252V251H65ZM91 252V251H90ZM105 252V251H104ZM127 252H129V251H127ZM135 252V251H134ZM147 252V251H146ZM198 252V251H197ZM214 252V251H213ZM216 252V251H215ZM220 252V251H219ZM223 252V251H222ZM233 252V251H232ZM236 252V251H235ZM234 252V253H235ZM3 253V252H2ZM58 253H56V254H58ZM79 253V252H78ZM81 253V252H80ZM92 253V252H91ZM105 253H107V252H105ZM138 253V252H137ZM145 253V252H144ZM199 253H200V251H199ZM248 253V252H247ZM16 254V253H15ZM32 254V253H31ZM109 254H110V251H109ZM193 254V253H192ZM196 254V253H195ZM209 254H211V252L209 253L208 252V255ZM249 254V253H248ZM64 255V254H63ZM62 255V256H63ZM87 255V254H86ZM119 255V254H118ZM127 255H128V253H127ZM138 255V254H137ZM148 255V254H147ZM194 255V254H193ZM214 255H215V253H214ZM217 255H218V253H217ZM252 255V254H251ZM254 255V254H253ZM20 256V255H19ZM44 256V255H43ZM64 256H67V255H64ZM69 256V255H68ZM79 256V255H78ZM77 256V257H78ZM104 256V255H103ZM106 256H108L107 254H106ZM134 256V255H133ZM170 256V255H169ZM199 256V255H198ZM227 256V255H226ZM236 256V255H235ZM263 256V255H262ZM22 257V256H21ZM86 257V256H85ZM145 257V256H144ZM196 257V256H195ZM204 257V256H203ZM222 257V256H221ZM231 257V256H230ZM1 258V257H0ZM19 258V257H18ZM30 258V257H29ZM92 258V257H91ZM107 258V257H106ZM112 258V257H111ZM110 258V259H111ZM118 258H120V257H118ZM118 258L116 257V259L118 260ZM130 258V257H129ZM146 258V257H145ZM174 258H176V257H174ZM244 258V257H243ZM261 258V257H260ZM61 259V258H60ZM66 259V258H65ZM64 259V260H65ZM84 259V258H83ZM86 259V258H85ZM109 259V260H110ZM126 259V258H125ZM193 259H194V257H193ZM215 259H217V257L215 258ZM236 259H237V257H236ZM249 259V258H248ZM247 259V260H248ZM21 260V259H20ZM25 260H27V259H25ZM32 260V259H31ZM39 260V259H38ZM55 260V259H54ZM76 260V259H75ZM78 260V259H77ZM95 260V259H94ZM115 260V259H114ZM172 260V259H171ZM179 260V259H178ZM203 260H205V259H203ZM251 260V259H250ZM27 261H29V260H27ZM52 261H53V259H52ZM63 261V260H62ZM69 261V260H68ZM182 261V260H181ZM207 261V260H206ZM211 261V260H210ZM227 261V260H226ZM249 261V260H248ZM252 261V260H251ZM23 262H25V261H23ZM74 262V261H73ZM85 262V261H84ZM91 262V261H90ZM116 262V261H115ZM120 262V261H119ZM161 262H162V260H161ZM168 262V261H167ZM166 262V263H167ZM173 262V261H172ZM175 262V261H174ZM200 262V261H199ZM212 262V261H211ZM2 263V262H1ZM0 263V264H1ZM41 263V262H40ZM64 263V262H63ZM129 263V262H128ZM202 263V262H201ZM209 263V262H208ZM207 263V264H208ZM234 263V262H233ZM237 263V262H236ZM4 264V263H3ZM15 264V263H14ZM71 264V263H70ZM76 264H77V262H76ZM93 264H94V262H93ZM106 264V263H105ZM110 264V263H109ZM120 264V263H119ZM213 264V263H212ZM221 264H223V263H221ZM243 264V263H242Z\"/></svg>", "mask_w": 264, "mask_h": 264}]
</instances>
